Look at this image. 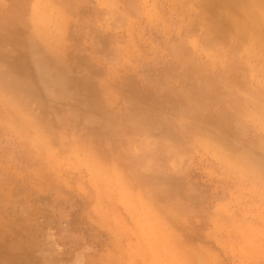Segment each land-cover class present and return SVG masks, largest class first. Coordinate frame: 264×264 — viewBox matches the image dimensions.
Returning <instances> with one entry per match:
<instances>
[{
  "label": "rangeland",
  "instance_id": "rangeland-1",
  "mask_svg": "<svg viewBox=\"0 0 264 264\" xmlns=\"http://www.w3.org/2000/svg\"><path fill=\"white\" fill-rule=\"evenodd\" d=\"M203 3L0 0V264H264V18Z\"/></svg>",
  "mask_w": 264,
  "mask_h": 264
},
{
  "label": "bare ground",
  "instance_id": "bare-ground-1",
  "mask_svg": "<svg viewBox=\"0 0 264 264\" xmlns=\"http://www.w3.org/2000/svg\"><path fill=\"white\" fill-rule=\"evenodd\" d=\"M198 1L200 3L201 0ZM203 7L205 11L203 13L208 16L207 20L198 24L194 23V26H212L216 30H233L239 34L238 42L239 44L243 43L244 47H248L251 44L250 41L257 35L254 33L255 31H250L254 17L260 15L264 18V0H251L250 2L245 0H205ZM5 15L18 19L13 5L5 12ZM209 18L213 21L215 19V21L212 23ZM263 22L264 19L258 25L259 28Z\"/></svg>",
  "mask_w": 264,
  "mask_h": 264
}]
</instances>
